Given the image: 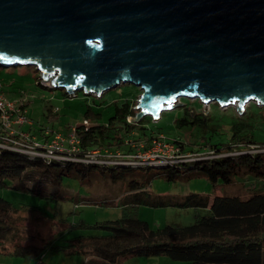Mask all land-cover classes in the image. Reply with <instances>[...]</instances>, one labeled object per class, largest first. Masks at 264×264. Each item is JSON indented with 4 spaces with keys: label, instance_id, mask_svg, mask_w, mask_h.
Instances as JSON below:
<instances>
[{
    "label": "water",
    "instance_id": "1",
    "mask_svg": "<svg viewBox=\"0 0 264 264\" xmlns=\"http://www.w3.org/2000/svg\"><path fill=\"white\" fill-rule=\"evenodd\" d=\"M13 65L68 94L133 84L135 122L180 98L243 114L264 106V0H0V66Z\"/></svg>",
    "mask_w": 264,
    "mask_h": 264
},
{
    "label": "trees",
    "instance_id": "2",
    "mask_svg": "<svg viewBox=\"0 0 264 264\" xmlns=\"http://www.w3.org/2000/svg\"><path fill=\"white\" fill-rule=\"evenodd\" d=\"M24 66L28 65L0 66V71L13 74L15 70H11L12 68L17 71L22 67L24 72ZM37 85L46 89L39 74ZM62 94L68 95L65 89H62ZM76 96L78 92L75 93ZM260 109L264 110L263 107ZM135 116L136 110L132 100H125L122 104L113 103L98 112L88 105L84 120H92L91 123L94 124H80L75 127L78 138L76 149L70 146L48 148L46 143L52 136L49 133L52 131L47 132L43 128L40 129V137L31 133L32 139L26 140L17 134H10L0 124V187H6L8 180L17 179L23 183L24 178H28L25 175H31L38 170L51 174L53 180L59 184L65 176L85 180L89 174L99 172L116 179L130 176L140 170L146 173L157 171L158 175L165 176L168 181H175L188 172L202 173L214 185L232 184L235 175L242 171L264 180V142H257L253 134L247 131L253 129V123L257 122V119L253 116L240 117L241 121L230 127L228 142L213 143L209 135L219 132L218 125L212 122L211 115L194 112L191 107L184 109L183 116L176 120V126L196 127L202 134L198 144L200 147L189 148L179 138H167L181 143L187 153L196 155L192 156L195 158L193 160L188 156L184 161L133 166L126 163H100L99 161L106 160L102 151L100 155L92 156L91 152L95 149L116 147L123 151L132 150V147L126 144L129 140L134 141L132 137L136 138V141L145 137V140L150 142L161 133L154 134V131L148 130L146 116L139 122L128 121L129 117ZM137 128L139 132L136 135ZM30 130L25 132L30 133ZM60 134L68 138V135L62 132ZM18 142L33 146L35 150L22 151L26 148ZM202 148L208 152L201 151ZM208 153L212 154L210 158L206 156ZM85 159L89 161L86 162ZM40 182L41 180L37 183L38 187L27 185L25 188H19L32 194H42ZM129 187L134 191L133 201L120 206V218L94 224L92 228L99 229L98 234H78L70 239L71 246L76 248L72 252L83 254L86 246L94 252L91 258L86 256L85 264H118L120 258L128 256H166L183 264H264V191L258 192L254 188L248 198L216 195L211 200L192 193L176 205L184 208H206L209 209L208 215H197L195 222L188 225L167 224L160 228H151L139 215L140 206L147 204L141 199L146 184L132 179ZM164 204L160 201V205ZM12 210L13 204L0 198V252L29 257L34 260V264H49L42 255L51 241L36 245L34 238L30 237L24 245L13 237V248L7 249L6 234L12 228L8 220Z\"/></svg>",
    "mask_w": 264,
    "mask_h": 264
},
{
    "label": "rangeland",
    "instance_id": "3",
    "mask_svg": "<svg viewBox=\"0 0 264 264\" xmlns=\"http://www.w3.org/2000/svg\"><path fill=\"white\" fill-rule=\"evenodd\" d=\"M11 70H15V73L4 74L0 71L1 88L10 100L27 98L28 118L35 125L33 127L17 126L18 129H15L14 133H9L27 139L19 127L25 131L31 129L30 134L37 135V137L41 136V128L47 132L52 131L49 132L52 136L46 143L47 147H52V149L62 146L56 140L58 133L61 132L68 135V138L63 135L65 139L67 138L63 143L64 147H73L69 138L74 141L77 139L74 127L83 124L84 113L88 105L93 106V109L98 112L105 110L113 103L122 104L125 100H132L135 107L142 93L141 88L133 84L122 83L102 95L79 91L78 96L75 97V93L65 95L60 89H51L50 85L44 84L46 89L38 86L37 76L39 74L41 77V73L34 66H24V72H22V67H19L17 71L13 68ZM177 104L182 105L163 111L156 120L154 118L151 120L150 115L146 116L148 130L154 131V134L161 132L171 139L179 138L189 148L198 149L202 134L197 131L196 127L189 125L179 128L176 126V120L183 116L184 109L191 107L194 112L211 115L212 122L218 125L219 132L209 135L213 143L228 142L230 127L232 128L236 122L241 121L240 117L249 118L250 116L257 119V122L253 123V129H247V131L253 134L257 142H264V110L260 109L264 106L256 101L247 103L243 114L237 111L238 103L221 107L214 102L203 104L199 99L180 98ZM138 112L136 110V113ZM91 122L92 120L87 125L94 124ZM137 132H139L138 128L136 135ZM71 134L76 137L71 138ZM29 138L32 139V137ZM131 139L136 141L134 137ZM142 140L145 141V137ZM201 151L208 152L203 148ZM180 153L187 154V151L181 147ZM206 156L210 158L212 154L208 153ZM73 175L76 176L74 173ZM25 176L28 178H24L23 183L17 179L8 180L6 187H0V198L9 201L14 206L8 219L12 228L6 234L5 246L7 249L13 248V237L24 245L30 237L34 238L36 245L51 241L42 255L49 264H85L86 256L87 258L93 256L94 252L89 246H86L83 254L72 252L76 248L71 246L70 239L78 234L86 236L98 234L99 229L92 228L94 224L120 218L122 216L120 206L133 201L134 191L129 187L132 179L146 184L141 199L147 204L140 206L139 215L141 219L149 223L151 228H160L167 224L188 225L195 222L197 215H208L209 209L206 208H184L176 205L192 193L211 200L216 195H236L248 198L251 189L254 188L258 192L264 191V180L247 171L235 175L234 182L229 185L223 183L214 185L205 174L189 172L175 181H168L165 176L158 175L157 171L146 173L140 170L130 176L116 179L109 174L102 175L99 172H93L85 180L65 176L60 184L53 180L51 174L44 173L42 170ZM40 180L41 187L39 188L42 194H32L19 188L20 186L25 188L27 185L38 187L37 183ZM46 197L51 199H46ZM160 201L165 204L160 205ZM24 206L28 208L23 209ZM0 264H34V260L0 252ZM118 264L183 263L166 256H128L120 258Z\"/></svg>",
    "mask_w": 264,
    "mask_h": 264
},
{
    "label": "built area",
    "instance_id": "4",
    "mask_svg": "<svg viewBox=\"0 0 264 264\" xmlns=\"http://www.w3.org/2000/svg\"><path fill=\"white\" fill-rule=\"evenodd\" d=\"M0 85V124L4 130L14 133L17 129L16 125H24L31 124L32 121L28 118L27 113V98H21L16 100H10L6 97L4 91ZM133 118H130V122ZM83 124L87 125L89 123L88 120H83ZM129 121V119H128ZM88 126V125H87ZM75 129V127H74ZM23 136H25L29 140L31 137L30 133L22 130ZM61 136V137H60ZM62 136V134L58 133L56 140L57 143H65L66 139ZM76 137L71 134V138ZM25 139V138H24ZM76 141V142H75ZM74 141V139L69 138V142L73 144V149H76V145L78 143V138ZM73 142V143H72ZM22 147L26 149H21L22 151L31 152L30 150H35L33 146H26L22 142H18ZM127 145L132 147V150H122L119 148H103V149H95L91 152L92 156L100 155L101 151L104 153L106 160L99 161L100 163L107 164H118V163H126L131 164L133 166H145V165H160L171 162L184 161L183 159L188 156L191 157V160L195 159L192 156H196L194 154H182L181 151V143H177L171 140H168L167 136L160 133L156 137L148 141L138 140V141H127ZM180 144V146H177ZM51 146V145H50ZM59 146V147H62ZM52 148V147H49ZM176 158L174 159V156ZM84 161L88 162L89 160L85 159Z\"/></svg>",
    "mask_w": 264,
    "mask_h": 264
},
{
    "label": "crops",
    "instance_id": "5",
    "mask_svg": "<svg viewBox=\"0 0 264 264\" xmlns=\"http://www.w3.org/2000/svg\"><path fill=\"white\" fill-rule=\"evenodd\" d=\"M16 100V99H15ZM27 108V107H26ZM27 113H28V109H27ZM32 123H34V122H32ZM25 125H29V126H32V125H35V123L34 124H24V125H16L15 127L18 129V127L17 126H20V127H23V126H25ZM19 127V129H21V130H23L22 128H20ZM33 127V126H32ZM23 131H25V130H23Z\"/></svg>",
    "mask_w": 264,
    "mask_h": 264
}]
</instances>
